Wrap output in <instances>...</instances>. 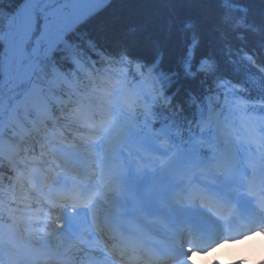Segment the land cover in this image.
<instances>
[{
  "label": "trees",
  "instance_id": "trees-1",
  "mask_svg": "<svg viewBox=\"0 0 264 264\" xmlns=\"http://www.w3.org/2000/svg\"><path fill=\"white\" fill-rule=\"evenodd\" d=\"M28 2L0 0V129L8 118L10 96H20L30 84L32 62L35 78L47 85L54 73L55 63L51 59L55 58L61 65L59 58L63 57V51L56 54L59 47L45 60L43 52L30 55L28 49L23 60L27 71L12 80L17 60L14 59L8 69L4 66L3 35L11 15ZM40 9L45 13L44 7ZM46 21L51 22L46 34L58 45L60 28L50 17H45ZM42 33L38 29L32 37ZM68 38L67 53H70L68 44L71 43L76 45L75 51L80 57L98 53L103 55L105 63L118 64L123 56H129L151 67L153 75L166 82L173 104L185 109L192 105L193 97L216 93L218 77L232 76L236 55L252 56L257 66L264 67V0H111L80 22ZM44 47L49 48V45ZM191 51L193 55L189 60ZM204 58L213 60V67L208 72H197ZM19 113L26 120L25 114ZM20 142L22 138L16 126L6 127L0 134V196L3 198H13L15 182L23 174L29 175L27 168L11 153ZM4 149L10 150L6 157L2 156ZM0 213L7 218L1 204Z\"/></svg>",
  "mask_w": 264,
  "mask_h": 264
},
{
  "label": "rangeland",
  "instance_id": "rangeland-1",
  "mask_svg": "<svg viewBox=\"0 0 264 264\" xmlns=\"http://www.w3.org/2000/svg\"><path fill=\"white\" fill-rule=\"evenodd\" d=\"M65 1L66 0H62V2H65ZM107 1L108 0H71V6L68 10H64V9L55 7L54 11L57 15H60V16H67L68 15V20H73L78 15L85 14V13H87L93 9L101 7ZM32 17H33L32 13L29 14L27 23L30 21V18H32ZM11 44H12V46H14L15 45L14 41L11 42ZM23 49H24V46H23V48H21V50H23ZM11 60H12V56H10V54H8L6 56L5 63H4V66L7 69L9 68V66L11 64ZM205 65L206 64H203V67ZM21 72H23V71H21ZM152 99H155V97L151 96V100ZM108 104L112 105V104H110V102H108ZM20 105H23V102L16 101L13 104L14 107H18ZM75 133L76 132L66 131L65 135L74 137L73 135ZM66 136H64V138H66ZM33 153L35 154V151H33ZM43 158L44 157H42V156H40V157L33 156L32 157V164H35L37 159H43ZM47 160H49V159L47 158ZM51 164L54 165L55 163H51ZM28 192H29V187L27 184V185H25V189H23V191L20 192L19 195L23 196L24 194H29ZM30 203H31V201H30ZM32 206L33 205L31 203L30 207H32ZM99 212H100V210H99ZM35 216L38 217L37 220H35V221L31 222L30 224H27L24 226L25 229L32 227L35 230V231L31 232L30 237H29V235H26V244H22L18 241L16 229L0 223V249H2L4 247V242H5L4 240H8L9 244L12 245L18 252V253L14 252L16 254L7 253L5 255L6 259L1 258L0 262H3V260H5L7 264H19V262H20L19 256L26 257L32 261V256L25 254V251H26L27 246L34 244V243H39V245L41 244L40 246H45L51 242L54 245L53 246L54 250H60V247L62 245V241H63L64 237L73 240L72 239L73 235H71L70 233H66L60 226L58 227V231L53 230V228L55 226L54 221H53V219H54L53 217H52V219H48L49 215L43 214V213L42 214L37 213ZM36 226L45 227L47 230L46 231H41V230L38 231V229H35ZM91 235L93 236V232H91ZM94 235H96V234L94 233ZM238 256H239V254H238ZM232 259H233V257L227 256L225 260L231 261Z\"/></svg>",
  "mask_w": 264,
  "mask_h": 264
},
{
  "label": "bare ground",
  "instance_id": "bare-ground-1",
  "mask_svg": "<svg viewBox=\"0 0 264 264\" xmlns=\"http://www.w3.org/2000/svg\"><path fill=\"white\" fill-rule=\"evenodd\" d=\"M83 141H85V143H80V144H84V146L82 148L86 149V153H93L95 150L97 151V144L93 142V139L91 138H85ZM77 146L76 149H82L80 144H77V142H74ZM174 159H179L180 158V154L175 155L173 157ZM166 160V159H165ZM168 166H164V171L167 170ZM125 173H122V176H124ZM120 177V174L119 176ZM162 179V176L159 178V181ZM84 219H89V216L85 215L82 220L85 221ZM53 230L58 231V224L54 226ZM67 232V231H65ZM84 233H86L84 231ZM88 234V232L86 233ZM37 244H33L30 248H27L28 251L31 252H36L37 250ZM61 253H64L66 255H72L73 257H77V258H83V257H89V256H93V255H104L105 250L100 249L99 247V243L98 242H90L87 245H84L82 242L80 243L79 241H77L75 238H73V240L69 239V238H65L62 242L61 245ZM12 251L13 252V247L9 244L8 241L4 242V247L2 248V250L0 251V259L4 258L5 254ZM47 248L43 247V248H39V250L37 251L38 253L41 252H46ZM227 251L229 255H233L236 254V252H240V257H243L242 259H248L249 257L247 256V253H250L252 251H258L259 250L254 247V246H247L243 249L240 250H235V251H229V250H224ZM260 253V252H259ZM255 254V253H254ZM195 256V255H193ZM247 256V258H245ZM238 257L236 261L240 260ZM193 257L191 259L188 260V262L186 264H191ZM250 260V259H249ZM249 260H245V262L243 264H248ZM3 264H7V263H3ZM20 264H30L29 261L26 258H22L20 257ZM219 264V263H217ZM234 264V263H233Z\"/></svg>",
  "mask_w": 264,
  "mask_h": 264
},
{
  "label": "clouds",
  "instance_id": "clouds-1",
  "mask_svg": "<svg viewBox=\"0 0 264 264\" xmlns=\"http://www.w3.org/2000/svg\"><path fill=\"white\" fill-rule=\"evenodd\" d=\"M247 246H254L261 252H264V230H257L236 239L222 240L219 248L214 249L211 253L203 254L197 253L193 256L191 264H215V261L219 260L220 264H233V261H226L223 257L219 256V252L224 250L235 251L243 249ZM243 258V257H241ZM260 257H249V259H259Z\"/></svg>",
  "mask_w": 264,
  "mask_h": 264
}]
</instances>
